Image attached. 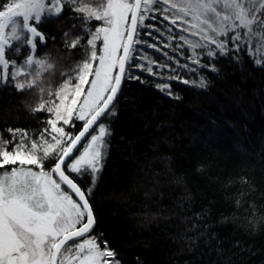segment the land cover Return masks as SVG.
Masks as SVG:
<instances>
[{"label": "trees", "instance_id": "obj_1", "mask_svg": "<svg viewBox=\"0 0 264 264\" xmlns=\"http://www.w3.org/2000/svg\"><path fill=\"white\" fill-rule=\"evenodd\" d=\"M76 15L66 6L60 18L41 28L55 37L43 47L56 65L45 81L53 90L83 56L81 47L65 48L62 40L66 31L77 34ZM151 15L156 18L145 23L153 27L142 29L139 37L147 44L136 48L138 57L153 63L138 58L133 63L152 67L155 75L131 69L140 79L122 82L110 109L115 114L100 121L110 135L89 198L96 219L89 235L106 240L121 264H264V67L243 49L216 58L196 49L201 64H194L193 50L179 37L199 39L160 12ZM26 54L22 49L9 58L19 61ZM201 77L206 87H199ZM158 84L170 85L171 95ZM37 102L35 90L0 85V133L11 139L8 128L26 129L37 136L49 116L32 112ZM73 124L65 130L76 134L83 122L73 119ZM77 182L90 186L87 175Z\"/></svg>", "mask_w": 264, "mask_h": 264}, {"label": "snow or ice", "instance_id": "obj_2", "mask_svg": "<svg viewBox=\"0 0 264 264\" xmlns=\"http://www.w3.org/2000/svg\"><path fill=\"white\" fill-rule=\"evenodd\" d=\"M66 6L77 14L74 18L80 23L72 25L77 31L75 36L64 32V47H81L83 56L72 68L71 76L62 73L65 79L53 90L45 81L56 65L43 47L55 37L46 36L41 28L49 20L60 18ZM153 12H160L164 20L180 27L181 32L199 37L197 41L179 37L193 50L194 64H201V53L196 49H205L209 58L243 49L254 64L264 67V0H3L0 3V85L10 83L18 92L35 90L38 102L32 112L49 114L46 127L35 137L26 129L8 128L11 139L0 133V264H121L117 252L106 240L89 235L96 223L89 198L103 167L105 137L110 135L106 125L98 121L105 113L115 114L110 106L122 82L140 79L131 69L155 75L152 67L133 63L137 58L147 60L149 65L153 63L147 56L138 57L136 48L147 44L139 38L140 31L153 27L145 23L156 18L151 15ZM175 38L169 36L170 40ZM22 49L27 53L22 59L9 58L20 56ZM201 66L217 71L214 65ZM156 86L171 95L170 85ZM199 87H206L203 77ZM45 94L50 98L45 99ZM73 119L83 122L76 134L64 127H74ZM95 129L98 131L82 144ZM72 174H76L75 178ZM85 175L90 178V186L82 188L77 179Z\"/></svg>", "mask_w": 264, "mask_h": 264}, {"label": "water", "instance_id": "obj_3", "mask_svg": "<svg viewBox=\"0 0 264 264\" xmlns=\"http://www.w3.org/2000/svg\"><path fill=\"white\" fill-rule=\"evenodd\" d=\"M121 86H122V84H121ZM120 91H121V88H120ZM120 91L117 93V96H116V98H115V100L113 101V103H112V105L110 106V109H111V107L114 105V103L116 102V100H117V98H118V96H119V94H120ZM107 113H105V115H106ZM104 115V116H105ZM104 116H102L101 118H100V120L98 121V123H100V121L104 118ZM92 132V131H91ZM91 132L88 134V135H86V137L84 138V140L82 141V144H84V142L86 141V139L89 137V135L91 134ZM76 153H74V155H75Z\"/></svg>", "mask_w": 264, "mask_h": 264}, {"label": "rangeland", "instance_id": "obj_4", "mask_svg": "<svg viewBox=\"0 0 264 264\" xmlns=\"http://www.w3.org/2000/svg\"><path fill=\"white\" fill-rule=\"evenodd\" d=\"M198 39H199V37L198 36H196ZM90 79H91V77H90ZM73 83H75V81H73ZM85 90H87V88L85 89ZM82 122V121H81ZM64 127H65V125H64Z\"/></svg>", "mask_w": 264, "mask_h": 264}]
</instances>
